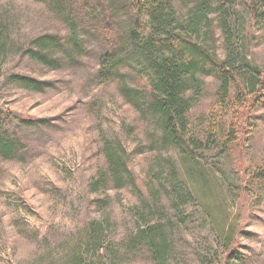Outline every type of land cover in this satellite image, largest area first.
I'll return each mask as SVG.
<instances>
[{
    "label": "rangeland",
    "instance_id": "obj_1",
    "mask_svg": "<svg viewBox=\"0 0 264 264\" xmlns=\"http://www.w3.org/2000/svg\"><path fill=\"white\" fill-rule=\"evenodd\" d=\"M214 2L201 42L223 59L221 13ZM243 2L234 1L238 11L228 23H243L247 61L262 69L264 22L250 25ZM223 3L227 12L231 5ZM195 5L183 0L179 14L186 16ZM67 33L42 3L0 0V127L18 145L11 158L0 155V264H75L82 259L77 252L84 264H264V185L253 186L264 162V85L259 105L241 112L230 153L197 151L188 162L152 144V122L125 101L120 82L96 77L100 51L94 41L87 42L89 53L79 65L51 69L26 55L33 38ZM121 69L127 85L142 87L134 69ZM13 74L44 85L19 87ZM203 83L204 96L189 116L190 132L199 136L217 85L212 77ZM116 139L137 188L110 182L105 143ZM92 222L94 232L88 229ZM145 223L162 229L157 237L163 255L138 241Z\"/></svg>",
    "mask_w": 264,
    "mask_h": 264
},
{
    "label": "trees",
    "instance_id": "obj_2",
    "mask_svg": "<svg viewBox=\"0 0 264 264\" xmlns=\"http://www.w3.org/2000/svg\"><path fill=\"white\" fill-rule=\"evenodd\" d=\"M34 1L42 3L64 23L68 33L33 38L26 55L51 69L65 64L79 65V59L89 53L87 42L94 41L100 51L96 77L103 82H120V92L125 101L140 117L152 122V144L158 149L176 151L181 160H195L197 151L229 154L237 142V126L243 119L241 112L248 106L255 108L261 102L259 92L264 85V68L247 61L248 46L246 41L240 40L243 23H228V19L236 16L238 11V6L232 9L235 0H227L231 5L227 12L223 11V1L226 0L214 2L216 10L221 13L219 25L224 35L223 59L210 53L201 42L202 30L209 29L211 11L208 10L213 0H194L196 5L186 16L179 14L183 0ZM243 1L250 25L257 20L264 22V0ZM4 48L0 40V54ZM123 66L135 70L141 88L127 85L121 73ZM204 77L214 78L217 85L214 108L203 115L205 127L199 136L190 132L189 116L197 99L204 96ZM10 79L15 85L28 90H41L44 85V82L21 74H13ZM262 104L264 106V102ZM23 122L29 127L35 125L33 121ZM14 142L9 132L0 127L1 156L8 159L17 152L18 145ZM126 156L127 152L119 140L105 143L110 182L116 186L131 182L137 188L128 170ZM171 162L168 159V163ZM237 166L239 168L241 163L238 162ZM173 168L176 186L178 175ZM253 179V186L263 187L264 162ZM102 180L105 183L109 181L106 177ZM186 196L187 193L184 198ZM94 224L89 225L90 231H95ZM144 228L138 241L148 245L151 252L160 254L161 251L163 255L164 246L157 237L160 231L163 234L162 229L148 223ZM96 241L98 238L93 239V242ZM157 241L160 242L155 246ZM77 256L82 259L81 262L76 259L75 264H84L83 254L77 252Z\"/></svg>",
    "mask_w": 264,
    "mask_h": 264
}]
</instances>
